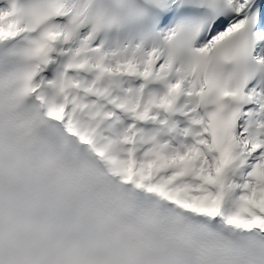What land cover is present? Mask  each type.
Listing matches in <instances>:
<instances>
[{
    "label": "snow or ice",
    "instance_id": "obj_1",
    "mask_svg": "<svg viewBox=\"0 0 264 264\" xmlns=\"http://www.w3.org/2000/svg\"><path fill=\"white\" fill-rule=\"evenodd\" d=\"M0 264H264V0H0Z\"/></svg>",
    "mask_w": 264,
    "mask_h": 264
}]
</instances>
